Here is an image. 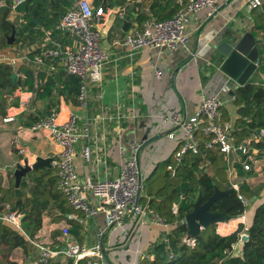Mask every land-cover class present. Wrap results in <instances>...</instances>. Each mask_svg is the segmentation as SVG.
Returning a JSON list of instances; mask_svg holds the SVG:
<instances>
[{"label":"crops","instance_id":"obj_1","mask_svg":"<svg viewBox=\"0 0 264 264\" xmlns=\"http://www.w3.org/2000/svg\"><path fill=\"white\" fill-rule=\"evenodd\" d=\"M251 1L228 0L219 12L220 8L207 9L193 15L187 47L175 52L145 49L132 53L116 42L141 26L137 21L141 0H91L95 10L104 9L100 21L94 19V23L101 32L102 46L109 60L103 66L101 85L89 86L88 110L79 105V79L67 74L58 60L43 56L51 49L76 46V38L60 29V22L74 0H31L16 11L11 10L9 19L17 27L16 42L0 51V62L11 64L14 72L13 83L5 85L1 94L7 107L6 116L0 120L2 191L9 192L12 185L15 187L14 172L24 166L25 161L32 165L39 157L51 158L59 152L58 144L48 131H30V125L56 110L61 122L71 114L80 117L79 126L84 136L76 146L75 166L83 181L99 183L118 177L128 158L130 143L142 142L145 135L154 139L139 157L143 178L140 203L149 206L153 198L145 191L147 180L161 173L181 144L180 130L165 124L163 115L175 112L193 117L204 98L218 93L225 121L234 128L240 119L232 96L242 86L220 71L224 57L217 52V46L224 41H239L246 33H252L254 14L263 11L264 0H259L258 7H253ZM197 39L199 47L190 61ZM256 40L261 51L259 44L264 39L256 37ZM261 78L264 81V74ZM0 83H4L2 79ZM248 83L261 86L258 77L254 80L251 77ZM226 84L232 93H220ZM171 134L176 137L171 138ZM86 147L91 149L89 161L82 155ZM22 148L24 153H20ZM253 152L257 167L250 173L239 164L238 154L226 157L227 185L231 188L232 182L238 183L241 191L245 187L246 195L253 200L242 217L217 225V232L222 236L235 233L241 224L248 229L257 208L264 203V141L254 144ZM41 173H49L57 183L53 167L43 168L37 174ZM21 184V194L30 196L33 186L30 176L24 177ZM182 197L173 205H180ZM90 198L93 204L100 205L99 199ZM49 206L36 235L40 241L59 247H65L69 241L89 248L101 244L109 264H139L156 245L166 241L172 229L170 224L159 226L149 221L137 225L132 219L107 229L102 212L95 219L81 223L75 219L74 210L64 214L54 201ZM119 251L122 252L120 260L116 254ZM36 255L37 249L30 246L28 254L17 249L13 260L17 264H32Z\"/></svg>","mask_w":264,"mask_h":264},{"label":"built area","instance_id":"obj_2","mask_svg":"<svg viewBox=\"0 0 264 264\" xmlns=\"http://www.w3.org/2000/svg\"><path fill=\"white\" fill-rule=\"evenodd\" d=\"M228 0H177L178 8L174 15L165 20L147 19L140 27L127 34L116 44H122L132 53L141 50H166L175 52L187 47L190 43L189 26L193 15L210 9L217 10ZM28 0H12L11 10L16 11L27 3ZM253 7L261 5L259 0L251 1ZM8 7L7 0H0V10ZM104 15V9H94L91 0H74L60 22V29L73 35L76 40L75 47H58L46 51L43 56L58 60L67 74L77 77L80 81L78 101L82 109L89 108V86H100L103 81V66L109 60V54L102 46L101 32L96 28L94 19L100 21ZM263 61H256V71H259ZM232 93L226 84L220 89V93ZM233 94L232 100H236ZM223 102L220 94L216 93L204 98L196 115L183 117L178 113L169 112L163 115V122L170 124L172 128L181 132V144L173 158L176 165H180L188 152L197 154L201 145V136L206 137L205 147L219 149L222 154L230 158L232 153L240 156L239 164L247 173L257 167V158L253 152L254 144L264 141V128L258 130L250 138L238 142L233 136V126L223 119ZM80 117L71 114L67 120L59 121V113L50 111L45 117L31 125V132L48 131L60 150L52 159V167L57 176V188L64 195L68 205L75 211V219L81 223L95 219L101 212L106 216L107 229L123 223L126 219H132L137 225L149 221L159 226H166L167 219L148 205L138 201V192L143 186V178L138 162V153L144 141H132L127 160L120 175L112 180L93 183L90 180L83 181L79 177L75 166L77 155L76 146L83 130L79 126ZM171 138L176 135L171 134ZM21 149L20 153H24ZM83 158L90 160L91 149L86 147L82 153ZM167 170L175 172L174 166H168ZM231 188L239 194V198L245 205L248 201L241 195L238 183H231ZM91 197L100 200V205H95ZM4 206L7 213L0 219L16 226L21 231V215L10 211L8 204ZM179 205L174 204L173 214H178ZM184 222V220L182 221ZM67 232V231H66ZM31 246L37 249V255L32 264H66L73 260L74 264L84 261V264H109L105 259L103 246L97 244L94 247H86L75 242H67L65 247L52 246L40 241L37 236L30 239L26 236ZM184 242L194 247L195 239L184 238ZM170 258L173 255L170 254Z\"/></svg>","mask_w":264,"mask_h":264},{"label":"trees","instance_id":"obj_3","mask_svg":"<svg viewBox=\"0 0 264 264\" xmlns=\"http://www.w3.org/2000/svg\"><path fill=\"white\" fill-rule=\"evenodd\" d=\"M11 1L7 0L8 7L0 10V51L10 47L9 37L17 27L9 19ZM178 8L177 0H141L138 5L137 21L142 25L147 19L154 17L157 20H165L172 17ZM255 26L252 34L264 39V9L254 14ZM16 42V39H15ZM264 47V40L262 41ZM13 67L6 62H0V120L6 116L7 107L5 99H2V89L5 85L13 83ZM17 82H15V85ZM240 119L236 122L233 136L238 142H242L259 129L264 128V87L253 83H247L236 91ZM226 118V114L224 115ZM223 116V119H224ZM225 120V119H224ZM29 126V125H28ZM31 126V125H30ZM206 137L201 136L199 152L194 154L188 152L183 163L176 165L171 158L159 175L147 180L145 191L150 198L151 209L158 212L172 225L171 231L166 236V241L156 245L154 250L139 264H264V203L255 212L253 222L247 229L249 240L245 244L244 256L233 257L234 247L240 239L245 226L241 224L238 230L228 236H222L217 232V226H210L203 230L196 238L194 247L188 246L184 238L188 234L186 224L178 226L192 209L203 191V203L208 201L217 187L221 191H228V163L227 158L219 149H208L205 147ZM168 166H174L175 172L167 171ZM35 172L29 175L33 186L30 196L26 193L18 194L14 185L9 192L2 191L0 179V203L8 204L10 211L21 215V228L9 224L0 219V264H17L13 260V253L17 249H23L26 254L30 251V239H34L42 228L44 213L54 201L62 213L72 212L64 195L55 186V181L49 173ZM22 185V184H21ZM178 207V214L172 212L174 201L182 195ZM248 201L253 199L247 196L245 191L240 192ZM187 196L193 198L191 204L184 209L183 204ZM250 205V204H249ZM239 198L237 192L226 194L211 209V212H225L232 218L242 217L249 209ZM4 206L0 207V216L7 213ZM170 254L173 258H170ZM79 261L78 264H84ZM66 264H74L71 259Z\"/></svg>","mask_w":264,"mask_h":264},{"label":"water","instance_id":"obj_4","mask_svg":"<svg viewBox=\"0 0 264 264\" xmlns=\"http://www.w3.org/2000/svg\"><path fill=\"white\" fill-rule=\"evenodd\" d=\"M221 8L218 9L217 12H219ZM15 35L16 30H14L12 35L9 37L8 45H13V43L15 42ZM198 47L199 39L196 40L194 54L190 61L194 59ZM217 52L224 57L220 65V71L233 81L237 82L240 86H244L249 82L251 77L256 72V61L261 57L260 50L257 46L256 37L250 32L246 33L239 41H224L220 43L217 46ZM153 140L154 139L151 138L148 139V135H145V137L143 138L144 143L138 153V162L140 152L151 142H153ZM43 168H52L51 158L39 157L32 165H30L28 161H25L24 166H20L18 169H16V171L14 172L16 192L18 194H21L20 186L24 177H27L32 172H38ZM142 191L143 186L138 192V201H140L141 199ZM233 192H236L233 188H230L228 191H221L216 187L215 194L208 201L203 203V191L200 190V195L196 202L192 203V209L186 215L184 222L178 223V226L183 223L187 225L188 239H195L203 230L208 229L210 226H217L220 223H225L232 219V217L225 212H211V209L218 201L222 199L224 195ZM22 218L23 217H21V220ZM72 232L75 233V231L73 230ZM248 240L249 235L247 233H242L240 235V239L234 247V251L232 254L233 257L244 256V248Z\"/></svg>","mask_w":264,"mask_h":264},{"label":"rangeland","instance_id":"obj_5","mask_svg":"<svg viewBox=\"0 0 264 264\" xmlns=\"http://www.w3.org/2000/svg\"><path fill=\"white\" fill-rule=\"evenodd\" d=\"M24 5H25V4H24ZM22 7H23V6H22ZM19 8H20V7H19ZM261 44H262V43H260L259 46H260V49H261L260 52H261V58H262V60H263V65H262L261 69H260L257 73H255V74L252 76V80H254L255 78L258 77V79H259V84H260L262 87H264V81H263V79L261 78V76L264 74V50H263V45H261ZM262 146H263V145H262ZM242 190L248 192V189H246L245 187H244ZM183 194L187 195V192H186V191H183V193H182L181 196H185V195H183ZM250 198H251V197H250ZM185 200H186V201H185V203L183 204L184 209L187 208V207L189 206V204H191L193 198H192L191 196H187V198H186ZM180 203H181V202H180ZM246 231H247V229L245 228L244 231H243V233H246ZM116 254H117V258H118L119 260L122 259V256H121L122 252H121V251H119V253H116Z\"/></svg>","mask_w":264,"mask_h":264}]
</instances>
